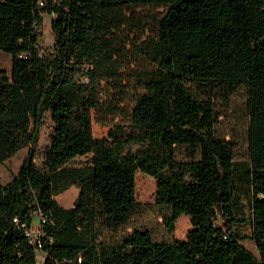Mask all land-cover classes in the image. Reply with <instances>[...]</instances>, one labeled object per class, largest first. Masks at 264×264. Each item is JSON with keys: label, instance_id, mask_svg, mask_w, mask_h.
Wrapping results in <instances>:
<instances>
[{"label": "trees", "instance_id": "16d2710c", "mask_svg": "<svg viewBox=\"0 0 264 264\" xmlns=\"http://www.w3.org/2000/svg\"><path fill=\"white\" fill-rule=\"evenodd\" d=\"M44 13L53 39L39 44ZM0 163L27 153L0 182V264H264V0H0ZM246 90L247 155L215 133L212 94ZM194 85L195 90H193ZM52 122L41 165L33 145ZM92 121L107 126L92 135ZM88 154L82 166L66 163ZM185 236L125 227L136 171ZM76 187L71 205L55 195ZM249 239L233 230L238 202ZM42 233L26 234L32 216Z\"/></svg>", "mask_w": 264, "mask_h": 264}, {"label": "rangeland", "instance_id": "374dc122", "mask_svg": "<svg viewBox=\"0 0 264 264\" xmlns=\"http://www.w3.org/2000/svg\"><path fill=\"white\" fill-rule=\"evenodd\" d=\"M52 15L44 13L39 29V44L42 48L50 46L53 34L51 30ZM10 65V55L0 50V67L7 68ZM195 90L194 85H192ZM213 108L216 113L215 133L218 137L230 139L234 144V159L244 158L247 155V108H246V90L242 84L233 88L223 87L212 94ZM107 126L100 125L94 121L91 123L92 135L96 138L102 137L106 132ZM52 130V122L47 114L44 115L43 122L38 130L36 143L33 145V161L39 167L41 165L42 152L49 141ZM27 153V146L16 150L11 156L0 163V182L7 181L17 170L19 164ZM88 154L76 155L69 160L66 165L82 166L88 161ZM135 179V200L137 202L136 210L130 214L126 229L146 228L152 237L156 240H166L171 236L183 238L189 228L188 215L180 213L174 222V227L168 230L163 223V217L168 211L155 203V179L141 171H136ZM76 187L70 185L64 191L55 195L56 201L61 206H69L76 194ZM235 215L238 220L233 222V230L240 236V241L249 248L255 255L257 251L253 242L249 239V218L248 208L245 202H238V208ZM38 223L36 214L32 216V228ZM35 263L43 264V253L35 250Z\"/></svg>", "mask_w": 264, "mask_h": 264}, {"label": "built area", "instance_id": "2783aa9c", "mask_svg": "<svg viewBox=\"0 0 264 264\" xmlns=\"http://www.w3.org/2000/svg\"><path fill=\"white\" fill-rule=\"evenodd\" d=\"M38 217V223L35 225V229L32 228V222L31 224L28 226V228L26 229V234L30 237V240L33 243H37V237L42 233L40 226H39V216Z\"/></svg>", "mask_w": 264, "mask_h": 264}, {"label": "crops", "instance_id": "0c3cea01", "mask_svg": "<svg viewBox=\"0 0 264 264\" xmlns=\"http://www.w3.org/2000/svg\"><path fill=\"white\" fill-rule=\"evenodd\" d=\"M9 67H10V65H9V63H8V66H7V68H4L6 71H9Z\"/></svg>", "mask_w": 264, "mask_h": 264}]
</instances>
